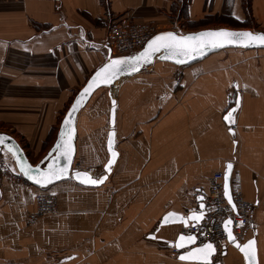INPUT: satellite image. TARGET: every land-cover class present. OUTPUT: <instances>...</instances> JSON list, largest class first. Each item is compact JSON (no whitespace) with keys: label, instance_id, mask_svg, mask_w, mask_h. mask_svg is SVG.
Instances as JSON below:
<instances>
[{"label":"crops","instance_id":"obj_1","mask_svg":"<svg viewBox=\"0 0 264 264\" xmlns=\"http://www.w3.org/2000/svg\"><path fill=\"white\" fill-rule=\"evenodd\" d=\"M246 9V29L264 31V0ZM216 15L245 19L240 0H0V133L37 164L75 94L112 57L113 26L184 34L216 29L188 26ZM110 97L118 157L103 185L67 180L39 190L0 176V264H179L171 243L181 227L159 223L168 212L190 214L194 194L227 164L251 205L244 241L254 240L264 264V50H225L184 68L155 62L95 92L76 120L74 161L94 178L108 160ZM40 191L56 197L58 212L26 226ZM224 245L217 261L244 264Z\"/></svg>","mask_w":264,"mask_h":264},{"label":"snow or ice","instance_id":"obj_2","mask_svg":"<svg viewBox=\"0 0 264 264\" xmlns=\"http://www.w3.org/2000/svg\"><path fill=\"white\" fill-rule=\"evenodd\" d=\"M241 45V46H250V45H264V33H252V32H235L229 31L226 29L220 30H209L203 31L200 33H196L188 36H177L172 32H165L158 34L148 41L145 49L134 57H122L117 59H112L108 63H105L102 67H100L94 76L88 81L86 87L82 90L80 96L77 98V101L73 104L72 109L70 110L68 116L65 118L64 124L67 127L72 119V113L77 109L80 105L81 99L86 97L90 91L100 84H110L112 80L116 77L117 73L121 71H136L138 70V66L143 62H148L150 56L155 52H160L161 50H165L168 52V56L164 57L166 59L175 58L178 63H183V57H187L188 59H192L195 55H202L203 52L211 47L218 48L224 47L226 45ZM237 107L239 106V99L236 100ZM235 109H232L228 112V114L224 117L225 120L230 123H234L233 113ZM231 132L232 129L230 128ZM113 135L114 133H109V150L111 151L112 143H113ZM67 136V139L65 137ZM71 136L72 129H69L67 132L62 129L60 140L56 145L57 150H62L65 160H71V153L73 151L71 144ZM5 138L0 135V144L4 143ZM9 151H12V147L9 146ZM15 154V153H13ZM117 154L112 152L113 158ZM113 159L108 161V165L113 163ZM19 166L21 171L28 176L29 179L34 180V182L38 185H47L54 180L61 179L68 175V164H64L62 167L58 166L56 160H53L52 163H49L47 168L41 170V168L37 165L35 167V171L33 172V167L27 162H19ZM107 167V165H106ZM232 167L231 164L228 165L230 169ZM75 179L79 180L83 184L97 185L102 182V179H93L87 172L75 173ZM224 196L227 198V201L230 205L233 204L229 185L227 183V173L225 174V185H224ZM202 200V197L199 198ZM201 209L204 208V204L201 203ZM235 208V205H233ZM203 217V211L199 213H193L188 219L191 220H200ZM182 223H187V220L180 216L175 212H168L162 219L161 224L168 223L169 221H176ZM231 220L224 221V231L227 234L228 240L232 241L245 256L247 264H254L255 260V251H254V241L248 240L246 243L241 245L236 242V237L233 235L230 225ZM195 237L189 235L187 237L181 235L177 242L174 244V247L181 248L185 243H192ZM214 247L211 243L203 244L199 248H195L192 251L188 252L186 255H181L179 259L181 261L196 259L203 261L204 264H208V258L214 252Z\"/></svg>","mask_w":264,"mask_h":264},{"label":"water","instance_id":"obj_3","mask_svg":"<svg viewBox=\"0 0 264 264\" xmlns=\"http://www.w3.org/2000/svg\"><path fill=\"white\" fill-rule=\"evenodd\" d=\"M220 29H226V30L235 31V32H244V31H247V32H252V33H264V31L254 32V31H251L249 29L216 28V29H201V30H197V31H193V32H187V33H184V34H178V33L174 32V31H160V32L156 33L153 37L157 36L158 34L165 33V32H172V33H174L177 36H188V35H193V34H196V33L203 32V31H209V30L215 31V30H220ZM147 44H148V42H146V44L144 45V47L140 51H138L136 54H133V55H130V56H113V57H110L108 60H106L101 66H99L87 78V80L85 81V83L83 84V86L78 90V92L73 97L71 103L69 104V106L66 109L64 115L62 116V119H61V121L59 123V126H58V129H57V133H56V136H55V140H54L52 146L47 151V153L45 154V156L37 164L34 165V164H32L28 160V157L24 153L23 149L19 146V144L11 136H9L7 134H1V133H0V135H2L5 138V140H4V143L3 144H0V159H3L4 160L3 153L8 154L11 157L13 166H14L17 174L19 175V177L21 179H23L29 185H31L34 188H37L39 190H47L49 187H51V186H53V185H55L57 183H60V182H63V181H67V180H72L76 184L81 185L83 187H91V188L100 187L108 179V176L111 174L112 168H113V166H114V164H115V162L117 160V157H118V154H117V152L115 150V135H113V143H112L111 151L109 150V143H108L109 133L110 132L111 133H114V120H115V100H114V98L110 97L109 131H108V134H107L106 145H105L106 152L108 154V160L106 161V163L102 167V174H101V176L99 178H94L89 172L77 169L76 168V165L74 164L75 154H76V147H75L76 120H77L78 114L80 113V111L82 110V108L86 105V103L88 102V100L92 97V95L95 92H97L100 89L111 88L117 82H119L120 80L125 79V78H129L131 76H134V75H137V74L141 73L143 71V69H145L146 67H149V66L153 65L155 62L168 63V64H171V65L176 66V67L184 68V67L191 66V65H193V64H195V63H197V62H199V61H201L203 59H205L206 57H208V56H210V55H212L214 53H218V52L225 51V50H242V51H248V50H253V51H256V50H264V45L241 46V45H235V44H233V45H226L224 47H218V48H211V47H209V48H207L203 52L202 55H195L192 59H188L187 57H183L182 58V59H184V62L183 63H178L175 58H172V59H166V58H164V57H166V56L169 55L168 52H166L165 50H161L160 52H155V53H153L150 56L148 62L141 61V63L138 66V70L131 71V72H129V71H121V72L117 73L116 77L112 80V82L110 84H100L99 86L94 87L86 97H84V98L81 99L80 105L72 113V119H71L70 124L66 127L65 124H64L65 118L68 116L70 110L72 109L73 104L77 101V98L80 96L82 90L86 87V85L88 84V81L94 76V74L96 73V71L100 67H102L105 63H108L112 59H117V58H122V57H134V56L138 55L139 53H141L145 49V47L147 46ZM237 108L238 107H237V104L236 103H235V105L232 108H230V110L235 109L233 115L235 114ZM228 112L226 113V115L228 114ZM226 123H230V122L226 120ZM230 128H232V127L230 126ZM62 129H64L65 132H67L69 129H72L71 144H72L73 151L71 153V160L70 161L65 160V157L63 155L62 150H57L56 149V145H57L58 141L60 140V136H61ZM65 139H67V136L65 137ZM9 146L12 147V151H9ZM112 152H115L117 154L114 158L112 156ZM13 153H15V154H13ZM110 159H113L114 162L111 165H108V161ZM53 160H56L57 163H58V166H61V167L64 164L67 163L68 164V170H67L68 171V175L65 176V177H62L61 179L54 180L51 183H49L47 185H43V186L42 185H38V184H36L34 182V180L29 179L28 176H26L21 171V168L19 166V162H27L28 164H30L33 167V172H34L35 171V167L37 165L41 168V170H43V169L47 168L48 164L49 163H52ZM106 165H107V167H106ZM228 165L229 164H227L225 166V170L223 172V196H224V185H225V174L226 173H227V183L229 185V191H230V195H231L230 180H231V177H232L233 165L231 164L232 167L230 169L228 168ZM77 172H80V173L87 172L93 179H101V178H103V179H102V182L99 183V184H97V185L83 184L79 180L75 179V173H77ZM199 198H201V197H199ZM199 198L196 199V203H197V206H198V211L197 212H194V213H199V212L203 211V215H204L206 213V211H205V204L203 202V198H202V200L199 199ZM231 198H232V196H231ZM224 199L227 202V204L232 208L233 212H235L236 210H235V208H233L234 203L232 205H230L228 203V201H227V198H225V196H224ZM201 203L204 204V208L203 209H201V207H200L201 206ZM192 214L193 213H190L187 216H183V215L179 214L180 216L184 217L187 220V223H182V222H179L178 220H176V221H169L168 223H165V224L162 225L161 224V221H162V219L164 217L163 216L162 219H161V221H160V223H159V228H162V227H165L166 228V227H171V226H180L181 229H183V228H186L188 226H193L195 224H198L203 219V217H202V219H200L198 221L188 219ZM223 229H224V224H223ZM230 229H231V225H230ZM181 235L182 234H177L174 242L171 243V246L172 247H174V244L177 242V240L179 239V237ZM225 235L227 237V234L226 233H225ZM183 236L187 237L189 235H183ZM191 236H193V235H191ZM250 240H253V239H250ZM246 242L244 241V242H242L240 244L243 245ZM225 243L228 244V245H230V246H232V248H234L236 250V252L241 256V258L243 260V263L244 264H247V261L245 259L244 254L237 247H235V244L232 241H229L228 240V237H227ZM194 245H195V239H194V241L192 243H185L184 246L181 247V248L174 247L175 250H177V251L180 252L177 255V257H176V262H178L179 264H204L203 261L196 260V259H190V260H185V261H181L179 259V257L181 255H186L188 252L192 251L193 249L201 247V246L194 247ZM253 247H254V251H255L254 264H258L257 257H256L255 246L253 245ZM214 256H215V250L212 253V255L208 258V264H212L213 263L212 262V259H213ZM225 256H226V247L224 245L221 248V254H220L219 258L221 259V258H224ZM214 264H222V262L221 261H216Z\"/></svg>","mask_w":264,"mask_h":264},{"label":"built area","instance_id":"obj_4","mask_svg":"<svg viewBox=\"0 0 264 264\" xmlns=\"http://www.w3.org/2000/svg\"><path fill=\"white\" fill-rule=\"evenodd\" d=\"M158 29L153 24L130 22L121 25H115L110 29L107 38V44L111 51V56H130L140 51L146 42H148ZM143 69V71H145ZM232 131L234 127L231 128ZM0 176L9 177L12 181H19L25 184V181L18 174H10L5 160L0 159ZM207 191L202 194H194V198H203L206 213L203 219L193 226L181 229L182 235H193L195 245L202 246L211 243L215 249V256L212 264L219 260L221 248L226 242V235L223 229L224 221L231 220V230L236 237V242L242 243L246 229L250 223L251 205L247 203L241 193L239 180L237 177H231L230 190L232 201L235 205V212L227 204L223 196V175L221 173L212 174L207 180ZM198 211L197 203L191 208L189 213ZM58 212L56 197L48 192L40 191L34 197V210L25 217V225L31 226L38 219L54 215ZM172 254L177 256L180 252L172 249Z\"/></svg>","mask_w":264,"mask_h":264},{"label":"trees","instance_id":"obj_5","mask_svg":"<svg viewBox=\"0 0 264 264\" xmlns=\"http://www.w3.org/2000/svg\"><path fill=\"white\" fill-rule=\"evenodd\" d=\"M241 2V7L243 10V13L245 15L244 20H236L234 18L228 17V16H221V15H216V16H207L205 19H201L197 22H190L188 23V26L193 28V29H199L208 26L211 23H223L227 24L230 27L233 28H240V29H246L249 27V18H248V13H247V2L248 0H240ZM62 116V115H61Z\"/></svg>","mask_w":264,"mask_h":264},{"label":"rangeland","instance_id":"obj_6","mask_svg":"<svg viewBox=\"0 0 264 264\" xmlns=\"http://www.w3.org/2000/svg\"><path fill=\"white\" fill-rule=\"evenodd\" d=\"M249 26H250V24H249ZM220 26L218 25V24H212L211 26H210V28H219ZM258 28V27H257ZM259 29V28H258ZM255 31H261V30H255ZM251 51H253V50H251ZM258 51H263V50H258Z\"/></svg>","mask_w":264,"mask_h":264}]
</instances>
